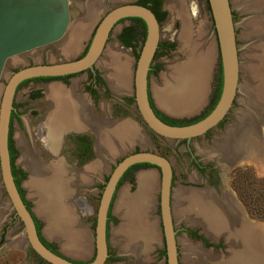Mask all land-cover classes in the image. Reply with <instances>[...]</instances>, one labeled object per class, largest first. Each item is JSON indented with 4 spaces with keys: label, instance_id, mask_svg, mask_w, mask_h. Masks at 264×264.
<instances>
[{
    "label": "crops",
    "instance_id": "crops-1",
    "mask_svg": "<svg viewBox=\"0 0 264 264\" xmlns=\"http://www.w3.org/2000/svg\"><path fill=\"white\" fill-rule=\"evenodd\" d=\"M93 18L94 16L88 20L83 17L76 19V25L82 21L86 22L85 32L81 37L86 35L90 29L92 30L96 23L93 22ZM119 29L120 27L118 31ZM81 37L77 39V48L72 54L64 53L67 55V59L76 58L73 57L75 52L81 51V42L79 41ZM249 40H252V38ZM59 52L63 54L61 49ZM114 53L113 51L110 55L115 58ZM251 53L248 55L249 63L244 70L246 80L242 82V85L239 84L236 91V93L240 92L242 95L241 103L243 107L234 115V121L227 124L226 127L224 126L208 145L209 155L223 164L232 161V167L246 159L253 160L255 158L254 162L258 165L261 161L264 162V134L262 131L264 127V90H262V96H257L253 91V87L256 86L254 78L257 79V77L254 74L256 68L253 66L256 63L250 60ZM100 63L95 64V69L102 73L101 77L106 82L108 79L105 75V69L100 66ZM121 65L119 66L121 73L123 72L121 68L123 65L124 68L126 67L125 70L127 69L130 72L128 61L125 60L124 64ZM127 71L125 80L120 85L124 92L128 89L129 77ZM80 83L79 80H72L70 85L50 80L40 83L39 87L42 95L35 97L37 102L34 109L39 110V108L44 107L46 110V115L41 121L44 126L45 138V141L43 138L42 141L45 143L44 147L51 154H58L62 145V138L66 133H89L93 137L94 158L78 168L68 166L61 157L49 160L46 163L36 158L31 160V156L28 155V147L21 144L24 149L21 150L22 148L18 147L21 156L27 154L26 159L29 160L25 165L19 161L18 168L26 172V179L20 182V186L24 191V198L27 202L30 201V210L33 216L42 222L40 229L42 237L46 241L56 243L59 253L66 258L76 262H87L94 255V216L91 221L92 228L90 229V225L81 221L74 214L72 208L64 203V199L73 196L79 190L84 192L89 189L91 194L95 192L93 185L98 183L101 175L107 172L109 164L107 162L114 160L124 152L128 154L132 151L144 150L147 139L139 126L132 120L128 118H108V108L104 101H97L94 105L89 96L82 91ZM112 85L110 84V87ZM118 89L112 86L110 90L116 93ZM148 91L156 109L174 118L189 116L198 112L204 105L207 95L205 87L202 102L194 110L182 114L169 111L162 104L159 105L155 96H151L150 84ZM154 91L156 93V90ZM251 114L254 116L252 117ZM239 115L244 116L242 123H240ZM246 115H249L250 118H247ZM253 120H261V125L256 129L245 125L246 122ZM235 137L239 138L236 142H234ZM50 139L53 140L50 141ZM134 147H138V149L134 150ZM257 149L260 151L261 157H259ZM149 167L153 166L139 169L134 173L135 187L132 192H128L127 183L120 187L119 183L114 191L106 218V246L109 258L105 260L104 264H144L151 260L153 251L163 249L158 215H153V211L156 209L155 205H157L159 174L155 167ZM45 169L50 172L52 177L54 176L55 180L53 181L55 185L50 184L49 189L46 188L48 185L44 187L46 180L50 179V177L45 176L47 175L44 172ZM191 169L188 181L185 184L176 182L171 192L170 214L172 223L175 228L182 224L183 233L181 232V237L184 241L183 244L180 243L182 248L179 251L177 248L179 241L175 235L177 264H264V228L249 218L244 207L229 187L227 180L224 183L225 190L228 193L217 196L205 180L197 175L193 168ZM144 176H150L147 192L143 190L141 185L144 183ZM75 177H77V180ZM139 186L142 187L143 193L141 191L137 193L138 189L141 188ZM28 188H30V192ZM177 190L180 192L179 196L175 193ZM134 197L137 198L138 217L141 218V224L150 223L152 230V244L144 249L143 243L146 235L143 229H138V223L136 224L137 232L129 229L132 218L128 216L127 208L129 209L130 202L135 200ZM77 198L80 199L78 204L87 212L90 206L85 203L86 201H83L82 197ZM139 198L144 200L145 203L144 201L141 203L142 200ZM147 206L149 207L147 208ZM114 218L117 220L115 224L112 223ZM186 229L198 230L210 243L217 244L221 241L225 249L215 250L213 246H204L200 240L192 239L185 231ZM110 245L115 246L118 252L113 254ZM2 247L21 254L17 264H44L28 253L29 247L26 244L21 224L13 216V211L5 194L2 195L0 191V248ZM115 255L119 257L127 256L130 258V262H115Z\"/></svg>",
    "mask_w": 264,
    "mask_h": 264
},
{
    "label": "water",
    "instance_id": "water-1",
    "mask_svg": "<svg viewBox=\"0 0 264 264\" xmlns=\"http://www.w3.org/2000/svg\"><path fill=\"white\" fill-rule=\"evenodd\" d=\"M215 33L221 84L213 107L201 118L183 125L160 120L149 104L148 69L156 48L159 27L152 11L141 4L124 2L108 9L97 22L82 55L57 62L31 63L14 70L0 93V182L13 216L20 222L27 246L48 264H104L107 257L106 218L116 184L135 163H147L158 170L157 212L165 264H177L175 231L170 214L171 168L167 157L153 150H137L124 155L109 170L99 193L93 222L94 255L87 262L70 260L48 249L38 238L31 210L23 203L10 170L8 130L13 96L18 84L32 77H58L89 70L103 53L108 36L125 17H137L144 24V37L132 71V104L145 126L168 141L185 144L203 136L229 112L239 87V58L229 0H206ZM68 0H0V78L9 57L63 39L69 25Z\"/></svg>",
    "mask_w": 264,
    "mask_h": 264
},
{
    "label": "rangeland",
    "instance_id": "rangeland-1",
    "mask_svg": "<svg viewBox=\"0 0 264 264\" xmlns=\"http://www.w3.org/2000/svg\"><path fill=\"white\" fill-rule=\"evenodd\" d=\"M135 0H68V7H69V17L70 22L68 25V29L66 34L64 35L63 39L60 41H57L55 43H50L41 47H37L35 49L14 55L12 57H9L6 59L1 73L0 78V93L1 89L8 78V76L17 68L31 64V63H43V62H57V61H63L67 59V55L64 54V51L62 48H60L63 51V54H61L58 50L59 43L63 41H67L71 39V36L73 35V30L75 29V22L77 18H82L87 15L86 18H88V15L90 12L93 11L92 16L93 22H97L98 19L111 7L116 6L118 4L124 3V2H132ZM230 6H231V12L234 22V28H235V38H236V46H237V53L239 58V65H240V72H239V84L242 85V82L246 80L245 76V67L249 63V53L252 52L254 47H251L252 44H254V38L252 40H249L251 38H247L248 36V30L246 28V24L249 23L252 17V14L249 13L243 6V3L240 2V0H229ZM92 4V5H91ZM163 7L167 11L166 17L161 21V27L159 30V37L158 42L162 44H169L171 46L160 48L157 51V55L155 59L153 60L154 64H157V69L155 72H152L150 74L149 84L151 88V96H155L154 90L155 88H159L162 84V77L166 72L181 63H184L188 57L190 48L188 49L187 46H183V44L180 41V34L182 33L183 29V14L186 18L187 27H188V39L191 40V42H198V44L203 42L201 45H207L210 47V58L208 59L205 70V87L207 89V95L204 101V105L200 108L198 112H196L193 115L189 116H182L178 117L177 119L181 120H190L192 118L198 117L201 114H203L211 104V97H212V91L217 83V76L219 74V58L216 48V41H215V33L213 30L212 25V19L211 15L208 9V5L206 0H162ZM90 11H86V7L90 6ZM96 5V6H93ZM98 5V6H97ZM94 9V10H93ZM183 13V14H181ZM179 14H181L179 16ZM91 16V17H92ZM182 17V18H181ZM85 18V19H86ZM250 18V19H249ZM247 22V23H246ZM78 23V22H77ZM80 22L79 24H81ZM123 24H130L128 20H124L122 22H119L115 25V27L112 28V30L109 33L106 46L103 49V54L100 56L99 62L100 66L105 69V75L107 76L108 81L107 87L108 91L105 96H98L97 101H104V103L107 105V112H108V118H116V119H125L128 118L135 122L139 128L141 129L142 133L145 135L147 139V144L144 146V150H153L158 153H160L163 156H166L170 159V162L174 163L177 167H182V184H185L188 181V176L191 172L192 165H190L189 160V154L187 153L185 149V143L183 140L178 141H168L164 138H161L157 136L155 133H153L150 129H148L145 124L141 121L138 114L135 112L133 104H126L124 99L126 97H131V78H132V71L134 67V62L136 60V54L138 53L140 47L136 48V52L129 51L127 48L121 46L116 41L117 31L118 28ZM78 25V24H77ZM76 25V26H77ZM90 31L84 35L80 36V50L83 49L88 41H89V34ZM140 36L138 35V43L140 44ZM205 37V38H204ZM205 40V41H204ZM137 43V44H138ZM142 43V42H141ZM136 44V45H137ZM205 46V47H207ZM77 48V46H76ZM251 50V51H250ZM115 52V58L113 56L109 57L112 52ZM250 51V52H249ZM254 53V52H252ZM72 54V53H71ZM76 54V55H75ZM73 57H76L79 52H75ZM254 55V54H253ZM256 56V55H254ZM113 58V59H112ZM115 59V60H114ZM112 60V69L109 70V67L106 69L104 68V63ZM128 61L129 64V71L127 69L125 70L124 65L122 68L123 72L121 73V70L119 66H122L121 64H124V62ZM113 62H115L113 65ZM117 62V63H116ZM98 63V62H97ZM96 63V64H97ZM116 66V67H114ZM114 67V68H113ZM113 70V71H112ZM126 71L128 72V89L126 92L122 91L120 89V85L125 80ZM100 75H102L101 72H99ZM116 73V74H115ZM86 71L75 73L71 76H69L67 79H53L50 81H59L63 84L69 85L71 84V81L73 80H79L82 82L85 81L86 78ZM108 74V75H107ZM113 75V76H111ZM120 79V77H122ZM45 81H27L21 85H19L14 93L13 101L18 104V110H19V119L12 118L11 121V144L14 149L13 154V163L16 168H18L19 161L26 163V154H22L18 149V147L27 146L28 147V155L31 156L30 159H40L43 162L56 159L57 157H61L65 164H67L70 167L78 168L82 165L86 164L87 162L91 161L94 158V151H93V138L91 134L85 133L89 135V139L91 142V151H92V158L84 163L78 164L77 154H80V149L76 146V141L72 137H69L68 139H62V148H60V151L58 154H51L48 149H46L45 143H44V126L41 123V121L44 119L46 115V110L43 108H39L35 113H30L33 111L36 107L37 100L35 97H31L33 94L32 92H35V90H40V83ZM115 87L119 88L116 93H113L110 89V84ZM256 83V82H255ZM119 86V87H118ZM122 88V87H121ZM256 86L254 87L255 90ZM241 97L242 95L240 92L236 93L235 100L232 103V106L229 110V112L226 114L225 118L223 119L222 123H218L216 126H214L212 129H210L205 136H199L192 138L188 144L189 149L192 153L195 154V157L200 160L201 162H206L205 156L209 154V146L212 139L216 138V135L219 134V131L223 129V127L234 120V115L238 113L243 107L241 103ZM156 100V99H155ZM157 102V100H156ZM158 103V102H157ZM20 104V106H19ZM119 112L123 115L114 116L113 113ZM239 115L238 117H240ZM240 124V123H239ZM264 133V127L262 128ZM76 134V133H74ZM83 134V133H81ZM44 141H42V138ZM138 138V136H137ZM18 140V142H17ZM21 142H20V141ZM22 143L23 146H19L18 143ZM115 144V143H114ZM134 150H137L138 147H134ZM22 150V149H21ZM27 150V149H26ZM258 150V149H257ZM254 152V151H253ZM260 151L258 150V155L260 156ZM127 152H124L123 154L116 157L114 160L108 161V167L107 172L101 175L100 180L98 183H95L93 185L94 191L92 194L88 190H85L84 192L79 190L76 192L73 196L67 197L64 199V203L68 204L74 212L75 215H77L81 221H84L85 223H88L90 225V229L92 228V219L95 214V209L98 202V197L100 190L102 188L103 182L106 179V176L109 172V170L112 168V166L121 159ZM25 155V156H24ZM257 155V154H256ZM255 158L253 160L246 159L237 165L233 166V168L230 170V173L227 174V177L229 178L230 187L232 188V191L234 192V195L240 201L242 206L244 207V210L248 214L249 218L259 223L264 228V220L255 218L251 216L248 211L246 210V207L242 203L241 196L243 194L250 191L251 188H255V191L257 193H260L261 191L264 192L263 189H260V182L264 179V162H260V165L254 162ZM148 166H141L137 167L135 169H132L127 176H125L119 184V187L123 184L127 183L128 192H132L135 187L134 183V173L139 169H146ZM153 168V167H149ZM24 178L21 180L23 181L26 179V172ZM77 180V177H75ZM179 180V179H178ZM20 181V182H21ZM258 190V191H257ZM0 191L1 194H5L3 191V188L1 187L0 182ZM255 191H253L255 193ZM24 192V191H23ZM30 192V191H29ZM256 193V194H257ZM264 196V194H263ZM82 197L83 201L87 203V205L90 206V209L86 212L85 209H82V206L78 204L80 201L79 198ZM78 201V202H77ZM29 206L31 207L30 201H28ZM156 209L153 211V215L156 216L158 214L157 212V205ZM86 212V213H85ZM39 222L40 229L42 227V222ZM117 222L116 218H114V221L112 222L115 224ZM183 233V232H182ZM176 238H178V244L177 248L180 251L182 248V245L180 244L182 242L183 244V237H181V233L176 234ZM186 239V238H185ZM193 239V238H192ZM187 241V239H186ZM189 241V240H188ZM53 247L58 250V247L56 243L52 241H47ZM220 244L215 247V250L217 249H225ZM112 253H117L118 250L115 248V246L110 245L109 246ZM162 248L159 250L153 251L152 258L150 261L144 264H164L163 261V254ZM214 250V251H215ZM228 253V251H227ZM31 254V253H30ZM180 254V253H179ZM21 258V254L17 251H10L7 250L5 247L0 248V264H17L18 260ZM129 260V261H128ZM115 262H130V258L127 256H117L115 255Z\"/></svg>",
    "mask_w": 264,
    "mask_h": 264
},
{
    "label": "bare ground",
    "instance_id": "bare-ground-1",
    "mask_svg": "<svg viewBox=\"0 0 264 264\" xmlns=\"http://www.w3.org/2000/svg\"><path fill=\"white\" fill-rule=\"evenodd\" d=\"M240 2H242L245 9L247 11H249V13L252 14L251 19L249 18L252 21H250L249 23L246 22L247 23L246 28L248 30V35H250L249 38H252V39L254 38V42H255L251 46V47H254L252 50V52H254V53H251V55H250L251 56L250 57L251 62L254 61L256 63V64L253 63L254 68H256L254 74L257 77V79L254 78L255 82H256V88L254 90V87H253V91L255 92V94L257 96H262L263 95L262 90H264V0H240ZM91 5L86 7V11H90ZM93 6H96V5H93ZM92 8H94V7H92ZM94 9H96V8H94ZM92 14H93V11L90 12V14L88 15V18H86L87 15L83 18H86V20H88L89 18H91ZM181 14H183V13H181ZM181 14H179V16ZM85 27H86L85 21H82L81 24H78L75 27V29L73 30V35L71 36V39H69L67 41L65 40V41L59 43V45H58L59 48H62V50L66 54H69V53H72L73 51H75L76 46H77V39L85 32ZM187 34H188L187 22H186V18L184 16V14H183V29H182V33L180 34V41L183 44V46H187L188 49L190 48L189 57L184 63H181V64H179L173 68H170L166 72V74L163 75L161 86L158 89H155L156 90L155 98L157 99V102L159 105L162 104V106L164 108L168 109L169 111H172L174 113L180 112L182 114H186V113L194 110L195 107H197L202 102V100L204 98V94H205V75H206L205 66H206L208 59L210 58V56H209L210 55V47L207 45H204V44L201 45L203 43L201 41L199 44H198V42L197 43L191 42V40L188 39ZM205 46H207V47H205ZM253 54L256 56H254ZM109 57H111V55ZM111 63H112V60L105 62L103 64L104 68L107 69L109 67V70H111L112 69ZM114 63L115 62H113V65H115ZM108 64H111V65H108ZM114 67H116V66H114ZM120 79H122V77H120ZM121 82L123 83V81H121ZM121 87H120V89H121ZM251 116H252V114H251ZM246 117L250 118L249 115H246ZM243 118H244V116H242V115L239 117L240 123L243 122L242 121ZM59 123H60V121H59ZM52 140L53 139H50V141H52ZM116 141H118V140H116ZM17 142H18V140H17ZM105 143H106V141H105ZM18 144H19V146H21L22 143L19 142ZM216 148H217V146H216ZM22 150H23V147H22ZM254 153H255V151H254ZM44 172H46V174L48 175V176L45 175L47 178L50 177V179L46 180V182L44 183V187L46 185H48V186H46V188L49 189L51 185H55V182H53V181H55L53 178L54 176L52 177L50 172L46 169L44 170ZM143 182L144 183L141 185L143 186V190L145 192H147V185L149 186L150 176H146V177L144 176ZM140 187L141 186H139V188ZM28 189H29V191H31L30 188H28ZM141 189H142V187L140 189H138L137 193H139L140 191L142 192ZM178 195H180V194H178ZM139 197H141V196H139ZM141 198H139V199H141ZM134 199L136 201L135 200L131 201L130 205H129V209L127 208V210H128L127 214L129 217L132 218L131 219L132 221L130 222L131 226L129 227V229L133 232H137L136 231L137 226H138V229H141V230L143 229V232L146 235L145 240L143 239L144 240L143 249H144V248L149 247L152 244L151 243V241L153 240L152 239V230L150 227L151 226L150 223L141 224L142 223L140 221L141 218L138 217L139 215H138V209H137L138 208L137 207V198L134 197ZM143 201L144 200H142L141 203ZM144 203H145V201H144ZM127 205H128V203H127ZM148 207L149 206H147V208ZM57 216H59V215L57 214ZM137 217H138V219H137ZM135 220H136V223H135ZM137 223H138V225L136 226ZM132 235H136V234H132ZM137 236H135V237H137ZM135 249H137V248H135Z\"/></svg>",
    "mask_w": 264,
    "mask_h": 264
},
{
    "label": "flooded vegetation",
    "instance_id": "flooded-vegetation-1",
    "mask_svg": "<svg viewBox=\"0 0 264 264\" xmlns=\"http://www.w3.org/2000/svg\"><path fill=\"white\" fill-rule=\"evenodd\" d=\"M140 1L142 0H135V1H132L134 3H139ZM145 6L148 7L152 13L154 14L157 22H158V27H159V30H160V27H161V21L166 17L167 15V11L165 10V8L163 7V4H162V0H148L145 2ZM153 8V9H152ZM68 11H69V7H68ZM162 13H164V15L162 16ZM100 19V18H99ZM98 19V21H99ZM124 20H128L130 22V24H123L120 26V29L118 31V34L116 36L117 38V42L127 48L129 51H133V52H136V48L137 47H140L139 46V43H138V35H141L140 36V44H142L141 42L143 41V37H144V24L142 22V20L140 19H137V17H125V18H122L118 21L119 22H122ZM69 21H70V17H69ZM97 21V22H98ZM97 22L94 24L92 30H91V33L89 35V39H90V36L97 24ZM130 36V39H129V44H125V40L127 39V37ZM89 42V41H88ZM138 43V44H137ZM137 44V45H136ZM165 44V43H164ZM164 44H160L159 42H157V45H156V48L154 50V53H153V56H152V59H151V63H150V66H149V69H148V86H149V79H150V74L152 72H155L156 69H157V64H154L153 60L155 59L156 55H157V51L160 49V48H164ZM88 45V43H87ZM87 45L81 49V51L79 52V54L76 56V57H79L80 55H82L85 51V48L87 47ZM87 74H86V78H85V81L81 82V89L83 92H85L89 98L92 100V102L94 103V105H96V102H97V97L102 95V96H105L107 94V91H108V88H107V85H106V82L103 80V78L101 77L99 71L97 69L94 68V73L89 71V70H86ZM75 74V73H74ZM73 74H69L68 76H64V77H57V78H35V77H32V78H35V79H31V80H28V81H32V80H35V81H49V80H53V79H67L69 76H71ZM220 75V70H219V74ZM48 77V76H47ZM27 82V81H26ZM25 83V82H24ZM43 83V82H41ZM69 85V83L67 84ZM17 89V88H16ZM37 91V93L39 94V96L37 97H40L42 94L40 92V90H35ZM33 93V92H32ZM148 96H149V100L152 104V108L154 109V111H156L158 114L166 117V118H171V119H176V120H181V119H177V118H174L172 116H169V115H166L164 114L163 112L159 111L158 109H156V107L154 106L153 104V101L150 97V92L148 91ZM32 97V95H31ZM129 97H126L124 99V101L126 102V99H128ZM132 103V102H131ZM131 103H128V104H131ZM20 106V104H19ZM12 110H11V113H10V123H9V130L11 128V121H12V118H16L17 120L19 119V110H18V104L14 101H12ZM33 111H31L30 113H35L37 110L35 109H32ZM36 114V113H35ZM225 118V117H224ZM223 120L220 122L222 123ZM219 123V124H220ZM261 120H253V121H248L246 122V126L247 127H253L254 129H256L257 127H259L261 124ZM218 124V125H219ZM208 132V131H207ZM207 132L203 135L205 136L207 134ZM10 133H11V130H10ZM69 133H73V132H69ZM67 134V133H66ZM65 134V135H66ZM76 134H80V133H76ZM264 134V133H263ZM64 135V136H65ZM63 136V138H64ZM92 136V135H91ZM42 138V137H41ZM62 138V139H63ZM93 138V137H92ZM239 138H234V142H236V140H238ZM10 140H11V136H10ZM183 142L185 143V141L183 140ZM239 145V144H237ZM63 145H61V148H62ZM189 144H185V149L187 151V153L189 154V160H190V165H192L193 167V170L194 172L199 175L201 178H203L205 180V182L208 184V186L213 190L214 194H216L217 196H220L221 194H225V193H228L226 190H225V180H227V183L230 187V183H229V178L227 177V174L230 173V170L233 168L232 165H233V162H229V163H220L218 162L217 160H215V157L207 154L205 156L206 158V162H201L200 160H198L196 157H195V154L192 153L189 149ZM234 147H239V146H234ZM24 150V149H23ZM27 155V154H26ZM232 156V155H231ZM234 156V155H233ZM166 157V156H165ZM27 158V157H26ZM168 158V157H167ZM27 160L29 159H26V163H27ZM169 162H170V159L168 158ZM233 160H235V158H233ZM22 164H26L24 162H21ZM13 164V167L14 169H19L21 170L20 168H16L14 166V163L12 162ZM148 166H153V165H150V164H147ZM143 166V165H142ZM155 167V166H153ZM156 168V167H155ZM170 168H171V181H170V197H169V205H171V192H172V187L176 184V182H179V183H182V167H177L174 163L170 162ZM23 172V170H21ZM24 173V172H23ZM25 174V173H24ZM15 176H18V174ZM179 179V180H178ZM22 180V179H21ZM19 180L15 185L17 187V190H18V193L23 201V203L26 205V207L28 209H30V206H29V203L27 202V200L24 198V195H23V190L20 186V181ZM15 183V182H14ZM231 188V187H230ZM232 189V188H231ZM175 193L180 194V192L177 190L175 191ZM179 196V195H178ZM78 202V201H77ZM80 202V201H79ZM171 207V206H170ZM32 213V212H31ZM33 216V214H32ZM33 218L35 219L36 223H39L38 220L33 216ZM173 224V223H172ZM173 228H174V231H175V235L178 233V232H182V224H180L178 227L175 228V226L173 225ZM185 231H187V233L192 237V238H196L198 240H200L204 246H213V247H217L218 244H220L222 247H223V244L222 242H218L217 244H213V243H210L208 242V240L198 232V230H195V229H186ZM39 235L40 237L46 242V243H49L47 242L43 237L42 235L40 234V227H39ZM219 245V246H220ZM53 246V245H52ZM28 253L35 257L38 261L44 263V264H48L47 262L43 261L41 258H39L30 248L28 249ZM52 251H55L57 253H59L58 250H56L55 248H53ZM164 251V250H163ZM164 256V254H163ZM109 258V252H108V256L106 257V259ZM165 263V262H164Z\"/></svg>",
    "mask_w": 264,
    "mask_h": 264
},
{
    "label": "trees",
    "instance_id": "trees-1",
    "mask_svg": "<svg viewBox=\"0 0 264 264\" xmlns=\"http://www.w3.org/2000/svg\"><path fill=\"white\" fill-rule=\"evenodd\" d=\"M148 1V0H142L140 1L138 4H141V5H144L145 6V2ZM151 1V0H150ZM153 9V8H152ZM164 15V13H162V16ZM139 19V18H137ZM129 39H130V36L127 37V39L124 41L125 44H129ZM165 47H168V46H171L169 44H164ZM86 49V48H85ZM137 56V54H136ZM69 75V74H68ZM68 75H64V76H68ZM64 76H58V77H64ZM35 78H38V77H35ZM35 78H30V79H26L22 82H20L18 84L21 85L23 84L24 82L28 81V80H31V79H35ZM40 78H57V77H40ZM217 83L212 91V97H211V104H210V107L203 113L201 114L200 116L198 117H195V118H192L190 120H176V119H171V118H166L160 114H158L156 111H154L155 115L160 119L162 120L163 122L167 123V124H171V125H183V124H187V123H191L201 117H203L212 107L213 105L215 104L217 98H218V95H219V91H220V84H221V76L218 75L217 77ZM17 86V87H18ZM39 96V94L37 92H33L32 94V97H37ZM133 101V98L132 96L129 97L128 99H126V104L128 103H131ZM149 104L150 106L152 107V104L149 100ZM114 116H118V115H123L122 113H119V112H115L113 113ZM10 123V121H9ZM69 137H72L74 139V141H76V146L80 149V154H77L78 156V159H77V163L78 164H81V163H84L88 160H90L92 158V151H91V142H90V137L88 134H74V133H67L65 136H64V139H68ZM7 146H8V153H9V161H10V170H11V173L13 175V179H14V182L15 184L24 178L25 174L19 170V169H14L13 167V154H14V149L12 147V144H11V140H10V130H8V140H7ZM160 154V153H159ZM142 165H147V163H135L131 166H129L125 171L124 173L122 174V176L120 177V179L118 180L117 184H116V187L117 185L120 183V181L125 177L127 176V174L132 170V169H135L136 167H139V166H142ZM15 174L18 176H15ZM260 186L261 188L260 189H263L264 190V179L261 180L260 182ZM251 192H247L245 194H243V196H241V201L243 203V205L246 207V210L248 211V213L255 217V218H259V219H262L264 220V192L261 191L260 193H257L255 191V188H251L250 189ZM255 191V193L253 192ZM258 191V190H257ZM257 193V194H256ZM33 217V216H32ZM33 221H34V225H35V229H36V233L38 235V238L40 239V241L50 250H53V246L50 244V243H46L39 235V223H36L35 219L33 218ZM162 254H164V251L162 250L161 252Z\"/></svg>",
    "mask_w": 264,
    "mask_h": 264
}]
</instances>
